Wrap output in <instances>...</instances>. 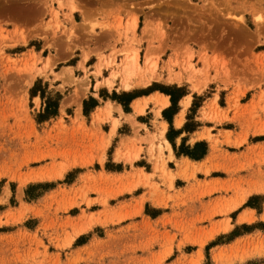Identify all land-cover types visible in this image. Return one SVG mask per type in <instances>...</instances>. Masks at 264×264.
Instances as JSON below:
<instances>
[{"label":"rangeland","instance_id":"rangeland-1","mask_svg":"<svg viewBox=\"0 0 264 264\" xmlns=\"http://www.w3.org/2000/svg\"><path fill=\"white\" fill-rule=\"evenodd\" d=\"M151 91L176 158L264 140V0H0V264H264V151L178 165Z\"/></svg>","mask_w":264,"mask_h":264},{"label":"crops","instance_id":"crops-1","mask_svg":"<svg viewBox=\"0 0 264 264\" xmlns=\"http://www.w3.org/2000/svg\"><path fill=\"white\" fill-rule=\"evenodd\" d=\"M213 100L214 98H209L207 101ZM169 106V97L158 91H151L143 94L139 97H136L131 102L132 109L136 107L138 109H141L142 111L140 113H137L135 116L141 118V124L149 133L148 138L151 139L150 137H153L152 140L157 139L158 141L156 142H160V146L164 150L163 154L176 161L178 165H205L210 164L212 160H242L244 163H247L249 160H252V157L256 152H260L262 150L264 151V140L253 142L254 136H248L246 141L242 143L233 144L234 142H232V144L230 145H224V142L220 143L222 135L220 130L222 129H217L218 133H214L213 137L217 138L218 144L214 143V139L208 141L206 155L202 159H200V161H192L188 157L184 156L176 158L174 155L173 145H171L165 139V132L168 124L172 125L175 130H179L182 126L183 114L179 111L171 120H164V118L162 117V112L168 109ZM205 106L207 107V102ZM219 108L221 109V111L225 110V107ZM214 121L215 122H211L213 124H209V126H199L196 130L189 133L187 136L189 137L190 141H188L187 143L192 144L206 141L204 139L206 130L215 129V125L221 124L217 123L216 120ZM222 123L225 122L223 121ZM183 135L184 134L180 135V138L184 137ZM260 135H264V133ZM180 138L177 140V142L180 141ZM262 157L264 158V155Z\"/></svg>","mask_w":264,"mask_h":264},{"label":"trees","instance_id":"trees-1","mask_svg":"<svg viewBox=\"0 0 264 264\" xmlns=\"http://www.w3.org/2000/svg\"><path fill=\"white\" fill-rule=\"evenodd\" d=\"M176 92H179V90H176ZM162 93H164L166 96H168L170 98V100H169L170 101L169 109H167V111H164L162 113L163 117L166 119V121H169L170 119H168L167 112H169L172 109H176L177 102L184 96V94H180L178 99L176 100L174 98L173 93H171V92H169V93L162 92ZM132 100H133V98L129 100L128 104ZM56 108H57V105L54 104V103L46 104V106H45V108L43 110V114L41 115L42 116V120H48L49 118L55 116L56 115V113H55ZM169 141H171V140H169ZM206 151H207V147H206L205 143H196L191 150H187L186 152L183 153V155L185 157H188L191 160L198 161V160L202 159L206 155Z\"/></svg>","mask_w":264,"mask_h":264}]
</instances>
